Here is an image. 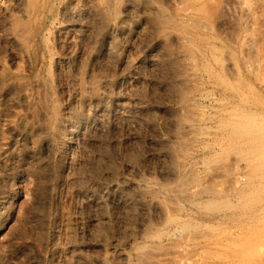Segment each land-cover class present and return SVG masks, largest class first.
I'll list each match as a JSON object with an SVG mask.
<instances>
[{"label":"rangeland","instance_id":"1","mask_svg":"<svg viewBox=\"0 0 264 264\" xmlns=\"http://www.w3.org/2000/svg\"><path fill=\"white\" fill-rule=\"evenodd\" d=\"M194 2L0 0V264H264V0Z\"/></svg>","mask_w":264,"mask_h":264},{"label":"bare ground","instance_id":"2","mask_svg":"<svg viewBox=\"0 0 264 264\" xmlns=\"http://www.w3.org/2000/svg\"><path fill=\"white\" fill-rule=\"evenodd\" d=\"M198 1H199V0H196V2H198ZM196 2H194V3H196ZM192 3H193V2H192ZM203 5H205V3H203L202 6H203ZM192 6H193V5H192ZM202 6H201V7H202ZM211 6H212V5H211ZM211 6H209V7L211 8ZM189 7L191 8V6H189ZM203 7H204V6H203ZM203 7H202V8H203ZM198 8H200V6L197 7L196 9H198ZM204 8H205V7H204ZM204 8H203L202 10H204ZM41 9H42V8H41ZM191 9H192V8H191ZM207 9H208V8H207ZM42 10H43V9H42ZM199 10H200V9H199ZM205 10H206V9H205ZM192 11H193V10H192ZM195 11H196V10H195ZM199 12H200V11H198V13H199ZM207 12H208V11H206L205 13H207ZM202 13H203V12H202ZM200 14H201V12H200ZM208 14H209V13H208ZM208 14H207V16H208ZM203 15H205V14L203 13ZM190 16H191V15H190ZM205 16H206V15H205ZM162 17H163V16H162ZM163 18H164V17H163ZM159 20H160V18H159ZM195 20H196V19H195ZM191 23H193V22H191ZM196 23H197V22H196ZM163 25H164V24H163ZM192 25H193V24H192ZM198 25H199V24H198ZM19 26H20V25H19ZM194 26H195V25H194ZM194 26H193V27H194ZM15 27H16V26H15ZM206 27H207V26H206ZM23 28H24V27H23ZM164 28H166V27H164ZM186 28H187V27H186ZM20 29H22V28H20ZM20 29H19V30H20ZM192 29H193V28H192ZM167 30H168V29H167ZM20 31H21V30H20ZM163 32H164V31H163ZM185 32H186V31H185ZM200 32H201V31H200ZM186 33H187V32H186ZM189 35H191V33H190ZM193 37H194V36H193ZM202 37H203V36H202ZM191 38H192V37H191ZM197 38H200V37L198 36ZM204 38H205V37H204ZM204 38H202V39H204ZM206 38H207V37H206ZM206 38H205V39H206ZM200 39H201V38H200ZM205 39H204V40H205ZM211 39H212V38H211ZM184 40H185V39H183V41H184ZM196 40H197V39H196ZM206 40H207V39H206ZM212 40H213V39H212ZM201 41H202V40H201ZM216 41H217V40H216ZM193 42H194V41H193ZM189 43H190V44H193V43H191V41H189ZM183 44H184V43H183ZM187 44H188V42H187ZM191 46H192V45H191ZM191 46H190V47H191ZM195 46H197V45H195ZM190 47H189V48H190ZM192 47H193V46H192ZM194 48H195V47H194ZM208 48H209V47H208ZM211 48H212V47H211ZM211 50H212V49H211ZM197 51H198V50H197ZM215 52H216V51H215ZM189 53H190V52H189ZM191 53H192V51H191ZM199 54H200V51H199ZM221 54H222V53H221ZM193 55H194V53H193ZM209 56H210V55H209ZM193 59H194V58H193ZM205 60H206V59H205ZM207 63H208V62H207ZM209 64H210V63H209ZM206 72H207V71H206ZM207 77H208V76H207ZM222 77H223V76H222ZM213 78H215V77H213ZM218 78H219V77H218ZM220 81H221V80H220ZM214 82H216V81H214ZM220 83H221V82H220ZM220 83H219V84H220ZM97 84H99V82H98ZM97 84H96V85H97ZM99 85H100V84H99ZM97 86H98V85H97ZM202 86H203V85H202ZM197 90H198V89H197ZM95 95H97V94H95ZM188 95H189V94H188ZM188 95H187V96H188ZM183 99H184V97H183ZM57 108H58V107H57ZM57 108H56V109H57ZM53 110H55V109H53ZM57 112H58V111H57ZM54 113H55V112H54ZM57 116H58V115H57ZM233 117H234V116H233ZM246 118H247V117H246ZM53 119H54V117H53ZM56 119H57V118H56ZM249 119H250V118H249ZM53 121H54V120H53ZM253 121H254V120H253ZM249 122H250V121H249ZM251 122H252V121H251ZM225 125H226V124H225ZM238 127H239V125H238ZM240 128H241V127H240ZM245 128H246V126H245ZM255 128H256V127H255ZM232 129H233V128H232ZM243 129H244V126H243ZM236 130H237V129H236ZM250 130H251V129H250ZM252 130H253V129H252ZM258 130H259V129H258ZM258 130H257V131H258ZM244 135H245V134H244ZM250 135H251V134H250ZM260 136H261V135H260ZM260 139H261V138H260ZM263 140H264V139H263ZM259 141H260V140H259ZM254 142H255V140H254ZM246 153H247V152H246ZM246 153H245V154H246ZM245 154H244V155H245ZM245 156H246V155H245ZM261 167H264V166L261 165ZM261 169H262V168H261ZM237 178H238V177H237ZM236 181H237V180H236ZM236 181H235V182H236ZM209 203H211V202H209ZM218 203H220V202H218ZM214 206H215V204H214ZM207 207H208V206H207ZM209 207H210V206H209ZM215 207H216V206H215ZM218 207H219V206H218ZM210 208H212V205H211ZM214 210H216V209H214ZM167 215H168V214H167ZM169 219H170V218H169ZM171 220H172V219H171ZM167 222H168V221H167Z\"/></svg>","mask_w":264,"mask_h":264}]
</instances>
